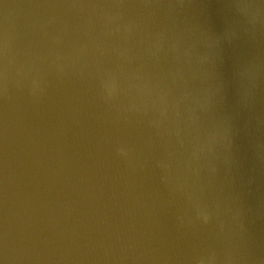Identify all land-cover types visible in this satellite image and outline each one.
Instances as JSON below:
<instances>
[{
	"label": "water",
	"instance_id": "water-1",
	"mask_svg": "<svg viewBox=\"0 0 264 264\" xmlns=\"http://www.w3.org/2000/svg\"><path fill=\"white\" fill-rule=\"evenodd\" d=\"M0 264H264V0H0Z\"/></svg>",
	"mask_w": 264,
	"mask_h": 264
}]
</instances>
